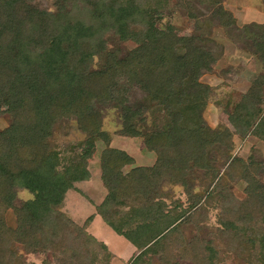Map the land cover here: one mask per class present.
Returning <instances> with one entry per match:
<instances>
[{"label":"trees","instance_id":"obj_1","mask_svg":"<svg viewBox=\"0 0 264 264\" xmlns=\"http://www.w3.org/2000/svg\"><path fill=\"white\" fill-rule=\"evenodd\" d=\"M29 1L0 0V99L9 115V125L0 131V198L8 204L13 200L8 193L14 188L29 191L33 198L15 211L16 229L31 232L38 252H52L58 264H93L91 255L90 261L85 258L88 250L79 256V251L65 245L78 244V233L80 242L85 240L77 225L52 214L66 192L88 177L80 161L91 154L94 140L80 143L70 156L63 157L48 139L55 124L50 127V123L59 115L74 116L79 131H97L96 106L115 105L118 99L127 112L126 101L116 96L120 89L137 87L154 97L166 100L168 95L171 99L169 89L185 73L192 72L196 82L212 70L213 44L199 37L198 44L191 48L188 42L182 57L176 58L173 51L182 42L168 24L163 25L169 17L165 14L169 0H63L54 13ZM217 16V22L231 23L228 12L222 10ZM133 36L142 41L121 56L122 45ZM114 40V48H108ZM255 45L264 66V39ZM258 79L252 81L256 86ZM256 86L241 97L233 112H226L235 128L251 132L264 143V110L260 107L264 103ZM197 88L195 83L180 99L166 100L165 125L142 136L144 146L156 155L152 168L134 167L124 173L125 167L134 164L131 156L110 148L102 153V179L108 193L97 214L135 254L138 251L129 264H149V256L159 254L160 245L184 217L164 210L161 185H180L190 197L196 189L191 179L196 173L209 189L205 199L222 196L227 204L223 211L234 215L222 220V236L245 237L244 245L250 246L249 264H264V186L258 180L263 166L252 160L243 168L240 161L222 153V149L226 153L230 149L231 134L205 125L201 112L206 100L204 92L195 93ZM223 167L221 181L218 173ZM209 179L214 181L212 185L206 183ZM227 179L244 183L242 200L229 193ZM232 201L235 207L229 205ZM14 234L0 222V241L12 239ZM234 242L233 238L230 244L234 246ZM100 245L102 258L97 264H110L106 245ZM236 248H231L233 253L243 252L241 245ZM210 252H215L212 247ZM201 256V264H214L212 255L208 260ZM3 261L4 255H0V264Z\"/></svg>","mask_w":264,"mask_h":264},{"label":"rangeland","instance_id":"obj_2","mask_svg":"<svg viewBox=\"0 0 264 264\" xmlns=\"http://www.w3.org/2000/svg\"><path fill=\"white\" fill-rule=\"evenodd\" d=\"M61 2L63 0L29 1L37 6L36 8L51 13L58 9V4ZM169 6V9L165 11L169 17L165 20L167 23L163 25L168 24L172 33L182 42L174 49V56L182 57L186 51V44L191 42V48H193L201 37L209 39L208 42L213 44L210 51L215 62L212 70L201 74L196 82L192 72L185 73L180 81H174L169 89L172 100L168 95L166 100L180 99L183 93L190 91L197 83L198 88L195 93L204 92L202 96L206 100V106L201 112L205 125L211 130H224L231 134L230 149L228 153L222 149V153L240 161L243 168L252 160L263 166V171H258V180L264 186L263 141L251 132L246 134L241 128H235L230 123L226 112H233L241 97L248 93L252 85L256 86L252 82L254 78H259L257 86L260 87L262 94L260 99L264 103V79L262 78L264 66L255 51V44H259L264 39V0H169ZM220 10L230 14L231 23L228 26L217 22ZM141 41L139 37L133 36L131 42L122 45L121 56L135 48V45ZM115 43V40L112 41L108 48H112ZM72 66L74 67L75 64ZM116 96L126 101L127 112L124 111L121 103L117 102L118 99L115 105L110 103L96 106L97 131L81 132L76 126L74 116L67 118L59 115L56 122L50 123V127L55 124L48 134V139L63 157L70 156L73 149L79 147L80 143L94 140L95 148L85 157V162L82 159L80 161V168L86 169L88 177L84 181L76 182L74 188L66 192L64 199L59 206L55 207L52 214L53 217H64L71 225H77L78 232L80 230L85 240L80 242L78 233V244L65 245L79 251V256L88 250L85 258L90 261L88 257L91 255L93 264L99 263L98 260L101 261L102 245L100 244L106 245L111 256L110 264H129L128 260L135 254V251L129 255L125 254L126 250L133 248L125 242V239L115 235L97 214V207L101 205L108 193L102 179V153L110 148L121 150L131 156L134 164L125 167L124 173L134 167L152 168L156 162V155L144 146L141 138L165 125L169 108V102L163 97H154L137 87H131L129 91L120 89ZM260 107L264 110V104H260ZM5 110L6 107L0 99V131L9 125V115L5 113ZM105 136L107 143L103 140ZM218 154L220 153L215 155L219 156ZM218 164L222 166L219 161ZM224 170L223 167L218 173L221 181ZM196 174L195 177H191L192 183L194 182L192 186L196 188L191 198L180 185L170 186L165 182L161 185L164 195L161 199L165 202L164 210L176 211L184 217L176 230L169 238L167 237L166 243L160 245L159 254L149 256V264H163L165 261L167 264H201V255L206 260L212 255L214 264H249L247 256L250 253V246L244 245L245 237L240 240L236 238V240L234 236L226 234L222 236L221 233L222 220L225 218L230 220V217L234 215H227L229 213L223 211L227 204L223 203L222 196L217 197L215 194L216 200L205 199L204 194L209 189L201 183L199 178L201 174L200 176ZM206 183L212 185L214 181L209 179ZM221 183L219 182L218 185ZM244 186V183L238 179L226 181V188L237 201L245 196ZM8 194L13 196V200L8 204H4L6 199L0 198V222L3 223L4 229H11L15 234L12 239L6 237L0 241V255H4L3 262L5 264H58L52 252H38L39 248L33 241L31 232L16 229L15 211L21 204L31 200L33 195L19 186ZM235 204L232 201L229 205L235 207ZM189 214L191 217H186ZM63 235L68 239L66 234ZM233 238L234 246L230 244ZM238 244L243 247V252L238 249ZM211 247L215 251L214 254L210 252ZM232 247H237L236 254L232 252Z\"/></svg>","mask_w":264,"mask_h":264},{"label":"crops","instance_id":"obj_3","mask_svg":"<svg viewBox=\"0 0 264 264\" xmlns=\"http://www.w3.org/2000/svg\"><path fill=\"white\" fill-rule=\"evenodd\" d=\"M134 250H135V249H130L129 251L126 250L125 254H126V255H129V254H131Z\"/></svg>","mask_w":264,"mask_h":264}]
</instances>
